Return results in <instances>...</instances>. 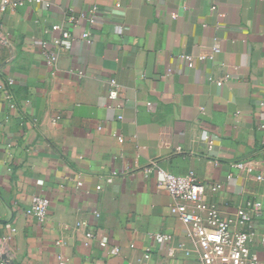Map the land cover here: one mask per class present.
Instances as JSON below:
<instances>
[{"label": "crops", "instance_id": "obj_1", "mask_svg": "<svg viewBox=\"0 0 264 264\" xmlns=\"http://www.w3.org/2000/svg\"><path fill=\"white\" fill-rule=\"evenodd\" d=\"M93 7L100 25L68 23ZM55 24L76 41L50 67L42 50L55 51ZM0 35L7 41L0 42V85L13 81L15 103L9 109L0 93V239L10 237L12 264H201L199 248L184 240L189 225L170 213L174 202L156 173H144L152 163L218 186L210 197L224 216L261 201L256 227L264 237V2L25 1L0 15ZM183 55L195 59L191 70ZM204 134L213 136L216 166ZM112 171L119 176L106 184ZM32 196L50 202L43 224L25 215ZM80 221L94 236L88 247ZM148 233L173 241L157 244ZM180 242L188 255L176 249ZM113 247L117 256L108 254ZM256 253L264 264V246Z\"/></svg>", "mask_w": 264, "mask_h": 264}, {"label": "built area", "instance_id": "obj_2", "mask_svg": "<svg viewBox=\"0 0 264 264\" xmlns=\"http://www.w3.org/2000/svg\"><path fill=\"white\" fill-rule=\"evenodd\" d=\"M25 1L34 4L45 3L46 0H1L0 1V15L4 14L7 10L17 6H21ZM157 2L158 0H149ZM264 2V0H257ZM116 7H120L119 4ZM215 6H211L210 10L215 11ZM97 8L93 7L89 10L88 14L80 15L78 17L69 15L68 23L74 27L81 20L88 22L90 26H98L102 23V19L98 16ZM176 17L175 14L172 15ZM49 32L54 35L52 45L55 51L48 49L42 50V55L46 64L54 67L58 61L60 53L68 52L73 43L76 41L70 30L65 25L55 24L51 26ZM81 41L91 46L93 44L92 36L89 32H83ZM0 42L7 44L6 38L0 35ZM219 52L217 44L212 49V54ZM185 63V67L191 70L194 67V58L188 55L181 56ZM212 60V55L199 56L197 61L204 62ZM79 78L83 77V71L76 70ZM230 78L226 75L216 82L218 87ZM12 80H5L0 85V93L3 100L7 103L9 109L15 108L13 102V95L11 87ZM110 90L107 93V98L111 101L118 97V85L115 81H110ZM150 105V104H148ZM264 107V100L261 103ZM121 120V117H119ZM264 128V126H262ZM203 142L206 144L208 154L207 158L211 160L214 166L217 165L214 154V140L213 136L204 134L202 137ZM118 142L123 144L124 139L119 136ZM234 168L243 170L242 164L233 165ZM146 175L156 173V185L159 189L164 190L173 200L174 204L170 206V213L173 216L180 218L190 227V232L184 236L185 241L193 242L199 248V261L201 264H263L257 257L256 249L258 246H264V237L257 231V221L262 215L263 204L259 200L249 199L246 200L241 206L237 207L233 214L224 216L217 204L211 199L210 196L218 192V186L202 184L195 177L194 172L189 171L183 175H175L167 172L156 170L154 163L144 169ZM116 171H112L106 178L105 183L111 184L113 179L118 177ZM262 181V177L257 178ZM237 181L235 177L229 174L226 177L228 184H234ZM42 182H38L40 185ZM77 187L81 185L80 182L76 183ZM102 186H96L95 191L100 192ZM184 202L192 207V210L186 205L178 204ZM50 202L47 198L41 196H32L29 205L25 210L27 217L35 219L38 223L43 224L46 222L49 214ZM99 217L97 212L94 213ZM86 223L80 221L76 224L77 231H84ZM85 237V247H88L94 238L93 233L90 231L83 232ZM148 240L157 244H169L173 241V236L164 233H148ZM10 237L0 239V264H6L2 260V256H6L8 261L10 259V252L8 250V243ZM105 243V240H103ZM59 244V243H58ZM188 255L185 242H180L176 248ZM148 251V249H147ZM120 253L118 247H113L108 254L110 256H117Z\"/></svg>", "mask_w": 264, "mask_h": 264}, {"label": "water", "instance_id": "obj_3", "mask_svg": "<svg viewBox=\"0 0 264 264\" xmlns=\"http://www.w3.org/2000/svg\"><path fill=\"white\" fill-rule=\"evenodd\" d=\"M2 260L6 262V264H12V261H8V258L6 256H2Z\"/></svg>", "mask_w": 264, "mask_h": 264}]
</instances>
